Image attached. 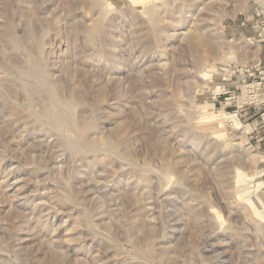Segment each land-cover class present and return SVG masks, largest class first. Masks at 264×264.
I'll use <instances>...</instances> for the list:
<instances>
[{"label":"rangeland","instance_id":"rangeland-1","mask_svg":"<svg viewBox=\"0 0 264 264\" xmlns=\"http://www.w3.org/2000/svg\"><path fill=\"white\" fill-rule=\"evenodd\" d=\"M258 11L0 0V264H264Z\"/></svg>","mask_w":264,"mask_h":264},{"label":"built area","instance_id":"built-area-1","mask_svg":"<svg viewBox=\"0 0 264 264\" xmlns=\"http://www.w3.org/2000/svg\"><path fill=\"white\" fill-rule=\"evenodd\" d=\"M254 18L258 19L252 27L254 38L257 44L264 46V11H258ZM237 72L243 79L239 80L233 92L226 91L223 94L225 97L230 96V98H225V102L231 101L235 105L237 115L247 111L259 114L264 124V57L258 67L245 66ZM260 141L264 142V136Z\"/></svg>","mask_w":264,"mask_h":264},{"label":"bare ground","instance_id":"bare-ground-1","mask_svg":"<svg viewBox=\"0 0 264 264\" xmlns=\"http://www.w3.org/2000/svg\"><path fill=\"white\" fill-rule=\"evenodd\" d=\"M201 36H202V35H201ZM193 38H194V40L197 39L196 37H193ZM257 45H259V44H257ZM203 46H204V47H207V48L209 47L207 43H204ZM259 46H260V45H259ZM209 49H210V48H209ZM256 59H257V58H256ZM256 59H255L256 62L253 63V64H251L250 66L258 67V66L260 65L261 59H257V60H256Z\"/></svg>","mask_w":264,"mask_h":264}]
</instances>
